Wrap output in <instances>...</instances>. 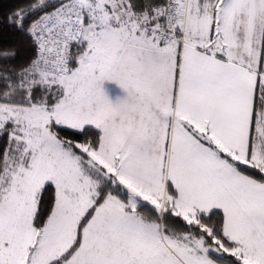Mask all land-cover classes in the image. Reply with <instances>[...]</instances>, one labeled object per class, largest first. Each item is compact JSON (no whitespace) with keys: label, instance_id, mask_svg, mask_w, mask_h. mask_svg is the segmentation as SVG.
Returning <instances> with one entry per match:
<instances>
[{"label":"snow or ice","instance_id":"obj_1","mask_svg":"<svg viewBox=\"0 0 264 264\" xmlns=\"http://www.w3.org/2000/svg\"><path fill=\"white\" fill-rule=\"evenodd\" d=\"M0 29V264H264V0H21Z\"/></svg>","mask_w":264,"mask_h":264},{"label":"trees","instance_id":"obj_2","mask_svg":"<svg viewBox=\"0 0 264 264\" xmlns=\"http://www.w3.org/2000/svg\"><path fill=\"white\" fill-rule=\"evenodd\" d=\"M21 0H0V16L7 14L10 8L15 7ZM16 43L14 35L7 29H0V47L11 46Z\"/></svg>","mask_w":264,"mask_h":264},{"label":"crops","instance_id":"obj_3","mask_svg":"<svg viewBox=\"0 0 264 264\" xmlns=\"http://www.w3.org/2000/svg\"><path fill=\"white\" fill-rule=\"evenodd\" d=\"M103 88L109 98L115 101L118 97L123 96L122 90L113 82L105 81L103 84Z\"/></svg>","mask_w":264,"mask_h":264}]
</instances>
